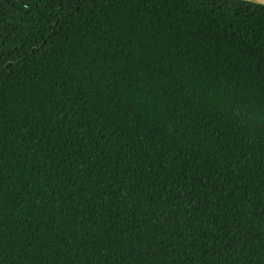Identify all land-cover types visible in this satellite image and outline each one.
<instances>
[{"label": "trees", "instance_id": "obj_1", "mask_svg": "<svg viewBox=\"0 0 264 264\" xmlns=\"http://www.w3.org/2000/svg\"><path fill=\"white\" fill-rule=\"evenodd\" d=\"M255 0H0V264H264Z\"/></svg>", "mask_w": 264, "mask_h": 264}, {"label": "rangeland", "instance_id": "obj_2", "mask_svg": "<svg viewBox=\"0 0 264 264\" xmlns=\"http://www.w3.org/2000/svg\"><path fill=\"white\" fill-rule=\"evenodd\" d=\"M210 51L214 55H224L226 60L237 68H242L249 77L258 84L264 85V58L250 50L237 48L231 44H219L212 46ZM239 65V66H238Z\"/></svg>", "mask_w": 264, "mask_h": 264}, {"label": "water", "instance_id": "obj_3", "mask_svg": "<svg viewBox=\"0 0 264 264\" xmlns=\"http://www.w3.org/2000/svg\"><path fill=\"white\" fill-rule=\"evenodd\" d=\"M255 1H257V2H260V3L264 4V0H255Z\"/></svg>", "mask_w": 264, "mask_h": 264}]
</instances>
